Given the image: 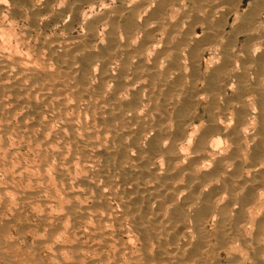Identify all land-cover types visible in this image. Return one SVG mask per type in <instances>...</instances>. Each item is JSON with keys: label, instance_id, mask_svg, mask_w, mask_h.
<instances>
[{"label": "bare ground", "instance_id": "obj_1", "mask_svg": "<svg viewBox=\"0 0 264 264\" xmlns=\"http://www.w3.org/2000/svg\"><path fill=\"white\" fill-rule=\"evenodd\" d=\"M107 1L13 0L29 25L43 14L52 22L71 14L66 30L85 25V36L33 49L29 32L0 21V111L5 120L24 112L42 171L67 159L51 168L59 201L47 197L49 185L20 196L42 198L50 233L40 241L51 247L61 232L92 229L91 245L80 237L56 247L60 264H217L224 251L232 264H264V0L245 11V0H112L120 5L106 14L86 11Z\"/></svg>", "mask_w": 264, "mask_h": 264}, {"label": "rangeland", "instance_id": "obj_2", "mask_svg": "<svg viewBox=\"0 0 264 264\" xmlns=\"http://www.w3.org/2000/svg\"><path fill=\"white\" fill-rule=\"evenodd\" d=\"M107 1V0H106ZM251 1L252 0H245V2H244V6H243V11H245V9L246 8H248V5L251 3ZM4 3V10H6V11H4L3 13H1L0 12V14L3 16V17H1L0 19H2L3 21H5V24H4V22L2 21V20H0L2 23H3V25H7L8 23V25H11L10 26V28L12 27V28H14L15 30L17 29V34H19V32L20 31H22V32H29V34H28V40L30 39L31 41L29 42V44L30 45H32V46H30L31 48L33 47H36L37 46V44H38V42L37 41H39V44H40V42H48V41H45V40H49V41H51L52 39L54 40V39H56V37L58 36V38H66V36L67 35H70V36H67V38H80L82 35L83 36H85L86 35V30H85V25H82V26H84V27H82L81 25H79V24H76V25H74V27L73 28H75V29H73L72 31H74V32H72L70 29H68V30H66L65 29V26H66V24L68 25V24H70L71 22H72V20L71 19H69V18H71L70 17V15L71 14H69V18H68V14H65V17L64 18H62V20L60 19L59 21H56V22H52V20L50 19L51 18V15H48V14H43V15H41V16H38V19H42V20H38V21H40L39 23H41V24H36V25H33V24H30L29 25V23L31 22L32 23V19L31 18H28V17H25L24 18V16H23V18L21 17L20 18V16H18V15H16L15 14V6H11L12 5V3H13V0H4L3 1ZM112 0H108L107 1V5H106V7H104V8H102L101 9V6H99V8L97 7V9H95V12L94 11H90V9L89 8H86V11H88V13L89 14H92V16H96V15H101V14H103V12L105 11V14L107 13V12H109V9L110 8H114V7H117L118 5H120V3H118V2H112ZM1 3H2V0H1ZM114 3V4H113ZM110 4V5H109ZM6 5V6H5ZM10 7H9V6ZM13 5H14V3H13ZM109 6H110V8H109ZM9 9H8V8ZM14 7V8H13ZM109 8V9H108ZM11 9H14V10H11ZM25 9V8H24ZM101 11H99V10ZM105 9V10H104ZM107 9V10H106ZM11 10V11H10ZM247 10V9H246ZM8 11V12H7ZM10 11V12H9ZM91 13H90V12ZM14 12V13H13ZM97 12H99V14L97 13ZM10 14V15H9ZM8 15H9V17L13 20H11L10 18H8ZM67 15V16H66ZM6 16V17H5ZM5 17V19L7 18V20H5V19H3ZM16 17V18H15ZM42 17V18H41ZM67 17V18H66ZM44 18V19H43ZM48 18H49V20H48ZM8 19H9V21H8ZM15 19H17V20H15ZM29 19V20H28ZM67 19L69 20L68 22H67ZM14 20H15V22H14ZM25 22H24V21ZM8 21V22H7ZM26 21H28V22H26ZM43 21V22H42ZM50 21V22H49ZM64 21V22H63ZM1 22H0V27H1ZM11 22H14V23H11ZM20 22V23H19ZM45 22H46V24H45ZM124 22H126V16L124 17V19H123V21H122V25H124ZM15 23H17V24H19V25H15ZM26 23V24H25ZM65 23V24H64ZM12 24H14L15 25V27H14V25H12ZM45 24V25H44ZM54 24H56V25H54ZM60 24V25H59ZM22 25V26H21ZM28 27H27V26ZM41 25V26H40ZM45 26V27H42V26ZM48 25V26H47ZM65 25V26H64ZM78 25H79V27H78ZM38 26H40V30H38L39 29V27ZM58 28H57V27ZM64 26V27H63ZM82 28H81V27ZM24 29H23V28ZM29 27L31 28V29H29ZM33 27V28H32ZM36 27H38V29L36 28ZM53 27V28H52ZM55 27V28H54ZM19 28H21V30L19 29ZM28 28L29 30H26V29ZM44 28H46V29H44ZM63 29V30H65V31H63V30H60V29ZM13 29V30H14ZM23 29V30H22ZM33 29H35V31L33 30ZM36 29H37V34H39V35H37L35 32H36ZM53 29H58V30H55V31H53ZM44 30H46V31H44ZM81 30V31H80ZM84 30V31H83ZM32 31V32H31ZM57 31H59V32H57ZM65 32V33H63V34H60L61 32ZM68 31H70V32H68ZM22 32H20V34L22 33ZM31 32V33H30ZM39 32V33H38ZM51 32V33H50ZM53 33H55V34H53ZM58 33V34H57ZM70 33H72V34H70ZM53 34V35H52ZM57 34V35H56ZM67 34V35H66ZM42 35V36H41ZM51 36V38H50V36ZM75 35V36H74ZM38 36V37H37ZM41 36V37H40ZM46 36H48V38L46 37ZM56 36V37H55ZM79 36V37H78ZM8 36H6L5 38H7ZM37 38V39H36ZM8 39V38H7ZM6 39V40H7ZM32 39H33V41H32ZM39 39V40H38ZM9 40V39H8ZM36 40V41H35ZM242 41H243V38L241 39ZM14 44V43H13ZM38 44V45H39ZM15 45V44H14ZM32 48V49H33ZM208 55H209V53L206 55V59H208L209 57H208ZM26 96L27 97H29L30 96V93H26ZM9 107H8V110L9 109H11V106L10 105H8ZM43 111L45 112L46 111V109H43ZM1 112H3V113H1ZM8 113V111L7 110H5V111H0V132L2 133H0V140L3 142V144L1 143V141H0V145H2V146H0V156H1V154H2V156L1 157H3V158H1L0 159V242H1V244H0V247H2V249H4L3 251H1V248H0V264H16V263H18V264H60V263H58L59 262V258H57L58 257V254L59 253H57L56 252V247H58V246H60V245H62V246H65V247H70V245H75L77 242H78V240L80 239V237H81V239H80V241H82V242H84V243H86L87 242V244H89L91 241H92V235H93V233H92V231H90V230H92V229H90V228H86V226H84L86 229H84V227L83 226H81L80 227V229H79V231H80V233H81V235L83 236V238H82V236H75V235H73V233H67V232H65V233H67V234H65V236H66V238H65V236H63L64 234L61 232L60 233V235H61V237H60V235L59 236H57L56 237V239L53 241V242H50V245H51V247H49V245H46V243H45V245L44 244H42V242L44 241H48V234L50 233L48 230L49 229H47V226H45L46 224L44 223V220H43V223H42V219L41 218H43V217H41V216H44L45 215V212H44V210H41L42 208L41 207H43L42 206V204L40 203L39 205L40 206H38V203L39 202H41V201H39V199L40 200H42V198H41V196H39V195H37L36 197L37 198H35V197H33V199H35V201L33 200H31V199H25V198H22L21 199V197H23L21 194H22V192H32V191H34V190H32V189H36V188H39V189H42V190H48L49 188L47 187L48 185L51 187L50 189H53L51 192L48 190V192H50V194H49V196L47 195V197H50L49 198V200L50 201H52V202H54V201H56V200H60V198L62 197L61 195H60V193H59V195L60 196H57L58 194H56V192L58 191L57 189H59V188H57V187H59V185H57V184H59L58 183V180L56 179H54L53 177H52V174H54L53 176L55 177V171H53V170H55V166L57 165V166H65L66 165V160L67 159H65V158H59V159H56L55 161H52V162H54L53 163V165H52V167L50 166V168H48L47 170H50V173H51V168H53V170H52V173L50 174V173H48L49 171H42V169H40V167L42 168V164L43 163H45L46 161V158L44 157V156H41L42 154L40 153V151H41V144H39V142H36V141H34L33 139H31V138H28V137H26L27 135H26V133H27V129L24 127V126H22V125H24V123H26V122H28V121H26V120H22V118H20V117H22L23 115H24V112L23 111H21V110H19V112L18 111H16L17 113H15L16 115H13V114H10L9 116L11 117H6L7 119V121L5 120V114L4 113ZM7 113H6V115H7ZM21 113H22V116H21ZM4 114V115H3ZM9 114V113H8ZM20 114V115H19ZM2 115V116H1ZM13 117H12V116ZM19 118H20V120H19ZM6 121V123H4L5 121ZM9 120H11V122H9ZM12 122H13V124H12ZM21 123H23V124H21ZM29 123H31V122H29ZM28 123V124H29ZM5 124V125H4ZM9 124H10V126H9ZM57 123H53V127H57V125H56ZM5 127H7L8 128V126H9V130L7 131V129H6V131H3L1 128L3 127L4 128V126ZM14 126V128L15 127H17L16 129H14L15 131H12L13 130V126ZM20 126L23 128V130H22V128H20ZM11 127V128H10ZM20 128V129H19ZM52 128V127H51ZM53 129V128H52ZM51 129V130H52ZM56 129V128H55ZM55 129H53V130H55ZM19 130V131H18ZM10 131V132H9ZM22 131H24V132H22ZM4 132H6V133H4ZM13 132V133H12ZM10 133V134H9ZM24 133V134H23ZM6 134V135H5ZM9 134V135H8ZM18 134V135H17ZM22 136V134L24 135V136H20V135ZM3 135H5V136H3ZM16 136V137H15ZM18 136H19V138H18ZM6 137V138H5ZM8 137V138H7ZM26 137L28 140H26V138H25V140H24V138ZM3 138V139H2ZM21 138H23L22 140H21ZM6 139V140H5ZM30 139H31V141H30ZM10 140V141H9ZM22 141H26L25 143L24 142H22ZM6 143V145H4L5 143ZM31 142V143H30ZM35 142V143H34ZM36 143L38 144V145H36ZM31 144V145H30ZM29 145V146H28ZM33 145V146H32ZM35 145H36V147L37 146H39V147H35ZM5 146V147H4ZM13 147V148H12ZM31 147V148H30ZM4 148V149H3ZM8 149V150H7ZM34 149V150H33ZM40 151H39V150ZM5 150V151H4ZM7 151V152H6ZM8 151H9V153L11 154H7L8 153ZM39 153H38V152ZM3 153H4V156H3ZM10 155V156H9ZM36 155V156H35ZM5 156H9V160H8V157H5ZM12 157V158H11ZM41 157H43V161H42V158ZM6 158V159H5ZM11 158V159H10ZM17 158V159H16ZM3 160H4V162H3ZM11 160V161H10ZM41 160V161H40ZM64 160V161H63ZM1 161L3 162V164L1 163ZM58 161V162H57ZM18 162H20V163H18ZM42 162V163H41ZM52 162H51V164H52ZM61 164H60V163ZM65 163V164H63V163ZM6 163H7V165H6ZM15 163V164H14ZM18 163V164H17ZM57 163V164H56ZM5 165V166H4ZM21 165H23V166H21ZM27 165V166H26ZM55 165V166H54ZM10 166V167H9ZM15 166V167H14ZM18 166H20V167H18ZM31 166V167H30ZM23 167V168H22ZM38 167V168H37ZM20 168H22L23 170H24V173L23 174H19L18 173V171L17 170H19ZM25 168H27V169H29L28 171H29V173H28V171H27V169H26V171H27V173H26V171H25ZM31 168V169H30ZM35 168V169H34ZM8 169V170H7ZM40 171H39V170ZM31 170V171H30ZM13 171H16V172H13ZM33 171H34V173H33ZM42 171V172H41ZM6 172H8V174L6 173ZM44 172V174H42ZM13 173V174H12ZM16 173V174H15ZM18 173V174H17ZM39 173H41V175L39 174ZM48 173V174H47ZM15 174V175H14ZM26 174H28V175H26ZM17 175V176H16ZM23 175V176H22ZM27 177V179H26V177ZM32 177H31V176ZM39 175V176H38ZM44 175H47V177H48V175H49V177H50V184H48L47 183V185L46 184H43L42 185V182H40L39 181V179L41 178L42 179V177H44ZM51 175V176H50ZM18 176H19V178H18ZM41 176V177H40ZM29 177H31L30 179H29ZM40 177V178H39ZM22 178V179H21ZM33 178H35V179H33ZM38 178V179H37ZM25 179H26V181H25ZM29 179V180H28ZM36 179H37V182H38V184H37V182H36ZM23 180H24V182H23ZM53 180V181H52ZM26 182V184H24ZM29 182V183H28ZM8 183V184H7ZM10 183V184H9ZM16 183V184H15ZM29 185H28V184ZM30 183H32V184H30ZM21 184H22V186L24 187H22L21 186ZM35 184V185H34ZM53 184V185H52ZM34 185V186H33ZM36 185H38V186H40V187H38V186H36ZM46 185V186H45ZM36 186V187H35ZM14 187V189H11V188H13ZM28 187V188H27ZM35 187V188H34ZM46 189H45V188ZM8 188V189H7ZM20 188V189H19ZM54 188H57V189H54ZM3 189V190H2ZM4 189H5V193H6V191H8L9 189V193L8 194H6L5 195V193H4ZM20 190V192L18 191V190ZM29 191H28V190ZM12 190V191H11ZM13 190H14V192H13ZM16 190H17V192H16ZM1 191H3V193L4 194H2L1 195ZM11 191V192H10ZM54 191V192H53ZM56 191V192H55ZM20 193V194H17V193ZM55 196L54 198H53V195ZM8 195V196H7ZM13 195V196H12ZM51 195V196H50ZM3 196H5V197H3ZM7 196V197H6ZM17 196H19V197H17ZM21 196V197H20ZM57 197V198H56ZM5 198H7V200L5 199ZM20 200H22V201H20ZM59 198V199H58ZM4 199H5V201H4ZM13 199V200H12ZM52 199V200H51ZM8 200H9V202H8ZM15 200H17V201H15ZM25 200V201H24ZM28 200V201H27ZM31 200V201H30ZM12 201H14V202H12ZM36 201L38 202L37 204H36ZM3 202H5V203H3ZM27 203V206H26V203L24 204V206L26 207H22V205H23V203ZM34 203V204H33ZM6 204V205H5ZM87 204H91V202H87ZM37 205V206H36ZM57 205V204H56ZM55 205V206H56ZM31 207V208H30ZM60 209V207H59V205H57L55 208L56 209H52L51 210V213L50 214H52L53 213V215H56L58 212L61 214L62 213V211H61V209H60V211L58 210V208ZM6 208V209H5ZM23 208V209H22ZM39 208H41V209H39ZM36 209V210H35ZM44 209V208H43ZM58 210V211H57ZM18 211H19V213H18ZM42 211V212H41ZM55 211V212H54ZM56 213V214H55ZM59 213L57 214V215H59ZM40 214H42V215H40ZM56 215V216H57ZM3 216V217H2ZM39 216H40V218H39ZM23 218V219H22ZM33 219V220H32ZM8 223V224H7ZM19 223V224H18ZM7 224V225H6ZM45 224V225H44ZM44 225V226H43ZM131 227V225L128 223V226L126 225L125 227ZM45 227V228H44ZM22 229H24V230H22ZM43 229L45 230V231H43ZM89 229V230H88ZM5 230V231H4ZM85 230V231H84ZM26 231V232H25ZM47 231V232H46ZM84 231V232H83ZM88 231H90V232H88ZM43 232H45L46 233V235H45V233H43ZM89 233V234H87V235H85L86 233ZM42 233V234H41ZM48 233V234H47ZM4 234V235H3ZM28 234V235H27ZM69 234V235H68ZM8 235V236H7ZM70 235H71V237H70ZM5 238H4V237ZM26 236V237H25ZM68 236V237H67ZM86 236H89V238H85ZM127 236V238H125ZM91 237V238H90ZM122 237H124V238H122ZM60 238V239H59ZM62 238V239H61ZM72 238V239H71ZM74 238V239H73ZM59 239V240H58ZM68 241H67V240ZM85 239V240H84ZM120 240H124V241H126V240H128L129 239V235H120V238H119ZM37 240H39V242L37 241ZM42 242H41V241ZM57 240V243L55 242ZM70 240V241H69ZM77 240V241H76ZM89 240V241H88ZM72 241V242H71ZM73 241H74V243H73ZM76 241V242H75ZM70 242V243H69ZM99 242V241H98ZM97 242V243H98ZM48 244H49V242H47ZM51 243H53V244H51ZM56 243V244H55ZM94 243V242H93ZM40 244H42V245H44L43 246V248H42V246H40ZM92 243H90V245H91ZM2 245V246H1ZM11 245V246H10ZM36 246V248L38 249H36L35 248V246ZM40 247H39V246ZM55 245V246H54ZM5 246V247H4ZM14 246H15V249H14ZM53 246V247H52ZM12 247H13V249H12ZM8 248V249H7ZM33 248V249H32ZM52 250H51V249ZM134 248L136 249V251H135V249H134V253H135V255L137 256L138 255V252H139V248H140V244H136L135 246H134ZM9 249H11V251L9 250ZM27 249V250H26ZM31 249V250H30ZM35 249V251H33ZM10 251L9 253L8 252H5V251ZM18 250V251H17ZM41 250V251H40ZM49 250V251H48ZM114 250V249H113ZM112 250V251H113ZM38 251V252H37ZM51 251H52V253H51ZM57 254H56V253ZM230 251H224V252H219L218 254L217 253H210L209 255H211L210 256V260H217L216 258L218 257V260H219V262H217V264H230L231 263V261H230V259H231V255L230 254H228ZM12 253H15V255H12ZM17 253V254H16ZM27 253V254H26ZM223 253H226V254H223ZM8 254H10V255H8ZM33 254V255H32ZM37 254V255H36ZM39 254V255H38ZM57 255V257L56 256H54V257H56V259L53 257V255ZM90 254V255H89ZM88 255L90 256V257H93L92 259H98V256H96L95 254V252H92V254H93V256H92V254L91 253H89ZM67 256H65V258L67 259L68 258V256H69V254H66ZM87 255V256H88ZM95 255V256H94ZM218 255V256H217ZM229 255V256H228ZM16 256V257H15ZM212 256H214V257H212ZM215 256H217L216 258H215ZM223 256H224V259H222L223 258ZM13 257V258H12ZM96 257V258H95ZM221 257V258H220ZM226 257H227V261H225L224 262V260L226 259ZM15 258V259H14ZM220 258V259H219ZM27 259V260H26ZM37 259V260H36ZM40 259V260H39ZM44 259V260H43ZM47 259V260H46ZM14 260V261H13ZM19 260H21V261H19ZM52 260V261H51ZM58 261V262H57ZM21 262V263H20ZM41 262V263H40ZM227 262V263H226ZM249 262V263H248ZM253 264V262H250V261H246V263L245 264ZM232 264V263H231Z\"/></svg>", "mask_w": 264, "mask_h": 264}]
</instances>
